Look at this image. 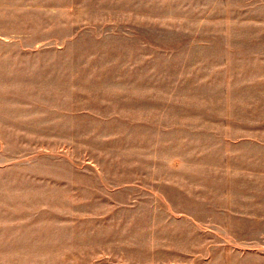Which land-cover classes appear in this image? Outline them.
Returning <instances> with one entry per match:
<instances>
[{
	"label": "rangeland",
	"instance_id": "rangeland-1",
	"mask_svg": "<svg viewBox=\"0 0 264 264\" xmlns=\"http://www.w3.org/2000/svg\"><path fill=\"white\" fill-rule=\"evenodd\" d=\"M0 264H264V0H0Z\"/></svg>",
	"mask_w": 264,
	"mask_h": 264
}]
</instances>
